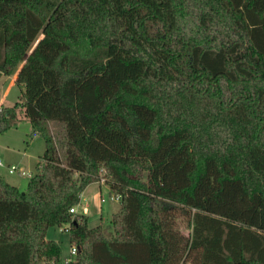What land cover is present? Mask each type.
Segmentation results:
<instances>
[{"label":"trees","instance_id":"trees-1","mask_svg":"<svg viewBox=\"0 0 264 264\" xmlns=\"http://www.w3.org/2000/svg\"><path fill=\"white\" fill-rule=\"evenodd\" d=\"M0 74V133L46 143L27 191L0 174V264L58 263L66 224L69 264H264V0H0Z\"/></svg>","mask_w":264,"mask_h":264},{"label":"rangeland","instance_id":"rangeland-1","mask_svg":"<svg viewBox=\"0 0 264 264\" xmlns=\"http://www.w3.org/2000/svg\"><path fill=\"white\" fill-rule=\"evenodd\" d=\"M13 77L0 74V109L13 106L19 100L21 89ZM50 124L55 134L59 125L53 122ZM3 126L8 127L0 133V157L4 162L0 165V174L10 184L25 192L45 152V139L40 133L32 132L31 122L22 108H18L15 117H10ZM10 166H16L17 171L10 172ZM84 206L90 209L88 223L94 227L99 224L108 225L121 203L107 184L96 181L88 185L75 208L83 213ZM67 227L68 224L51 227L47 233L48 239L59 241L62 247L61 259L56 264H69L70 259L75 257L71 254Z\"/></svg>","mask_w":264,"mask_h":264},{"label":"built area","instance_id":"built-area-1","mask_svg":"<svg viewBox=\"0 0 264 264\" xmlns=\"http://www.w3.org/2000/svg\"><path fill=\"white\" fill-rule=\"evenodd\" d=\"M3 164H4V162H3V160L0 157V165H3ZM9 171L10 172H15V171H17V167L16 166H10ZM105 181H106L105 177H103V176L100 177V180H99L100 183H105ZM84 210L85 211L87 210L86 206H84ZM71 211L73 213H76V208L75 207L71 208ZM76 253H77V247L76 246H72L71 247V254L74 256V255H76Z\"/></svg>","mask_w":264,"mask_h":264},{"label":"crops","instance_id":"crops-1","mask_svg":"<svg viewBox=\"0 0 264 264\" xmlns=\"http://www.w3.org/2000/svg\"><path fill=\"white\" fill-rule=\"evenodd\" d=\"M15 78H16V76H14L13 77V80L15 81ZM88 187V186H87ZM85 191V190H84ZM82 195H83V193H82ZM76 213H78V214H85V215H87L88 216V218H89V213H90V209L87 207V210L85 211L84 209H83V213H81V211H78L77 209H76Z\"/></svg>","mask_w":264,"mask_h":264},{"label":"water","instance_id":"water-1","mask_svg":"<svg viewBox=\"0 0 264 264\" xmlns=\"http://www.w3.org/2000/svg\"><path fill=\"white\" fill-rule=\"evenodd\" d=\"M43 36H41L40 38H42Z\"/></svg>","mask_w":264,"mask_h":264}]
</instances>
